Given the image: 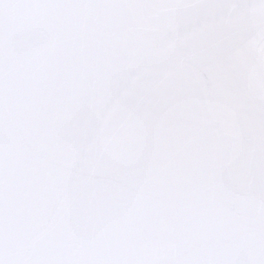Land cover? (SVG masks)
<instances>
[{"label": "snow or ice", "instance_id": "obj_1", "mask_svg": "<svg viewBox=\"0 0 264 264\" xmlns=\"http://www.w3.org/2000/svg\"><path fill=\"white\" fill-rule=\"evenodd\" d=\"M0 264H264V0H0Z\"/></svg>", "mask_w": 264, "mask_h": 264}]
</instances>
